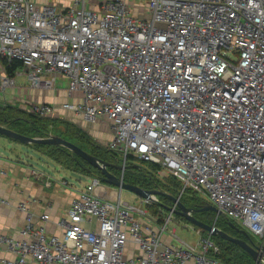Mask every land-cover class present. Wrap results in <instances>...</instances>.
<instances>
[{"label":"built area","instance_id":"2783aa9c","mask_svg":"<svg viewBox=\"0 0 264 264\" xmlns=\"http://www.w3.org/2000/svg\"><path fill=\"white\" fill-rule=\"evenodd\" d=\"M88 1L58 9L0 0V62L21 61L33 87L54 90L65 77L68 94L79 96L61 109L109 122L107 148L124 166L133 157L159 164L181 182L180 196L208 195L264 250V0H149L143 15L132 13V0H94L96 9ZM1 67L4 91L15 82ZM29 109L45 117L57 107ZM151 202L123 200L121 188L92 177L59 220L62 235L48 233L49 214L34 220L19 203L27 222L20 238L0 234V248L16 256L2 261L225 264L200 228L195 244H166L174 212L159 223ZM9 203L0 196V206Z\"/></svg>","mask_w":264,"mask_h":264},{"label":"crops","instance_id":"0c3cea01","mask_svg":"<svg viewBox=\"0 0 264 264\" xmlns=\"http://www.w3.org/2000/svg\"><path fill=\"white\" fill-rule=\"evenodd\" d=\"M36 1L39 4L50 2L58 9H65L72 3L74 4L75 0ZM95 6L97 5L94 4V0L88 1L89 8H94ZM0 66H2L1 68L4 71L5 68L2 62H0ZM13 75L15 84L7 87L4 91L0 90V103H8L20 109L28 108L35 103L53 104L57 107L53 115L58 113L60 117H67L70 114L72 121L83 124L85 128H90V132L97 140L99 139L101 129L98 126L104 123V120H99L95 123L89 122L82 116L76 115L73 111L61 109L62 103L74 101V97L79 96V94H76L71 97L68 94L67 79L65 77L56 76V88L51 90L33 87L28 76L23 72L14 73ZM18 76H23L24 78L19 81L17 80ZM111 137L112 133L108 136V140ZM31 157L37 158L41 162L51 161L47 156L29 149L23 144H16V142L9 140L7 137L0 136V196L10 200L9 204L0 206V234L20 238L19 230L26 224L27 218L25 212L19 210L17 205L27 202L31 212L35 215L34 220H37L42 213L49 214L51 218L48 222H45L48 233L62 235V229L58 226V222L66 216L71 201L77 196L78 190L81 188H78L74 183L62 184L50 172L36 167L32 163ZM163 239L166 244H178L173 234L169 232L164 233ZM133 247V244H128L126 253L128 252L131 255ZM15 257L14 252L6 244L1 246L0 264H8L2 261L3 258L13 260ZM189 264H192V262H189Z\"/></svg>","mask_w":264,"mask_h":264},{"label":"trees","instance_id":"16d2710c","mask_svg":"<svg viewBox=\"0 0 264 264\" xmlns=\"http://www.w3.org/2000/svg\"><path fill=\"white\" fill-rule=\"evenodd\" d=\"M2 64L8 74H14L16 70L22 68V62L18 60H13L9 62L3 60ZM0 124L7 126L10 129H13L19 133L28 135V136H38L46 137L50 134H55L62 136L75 144L79 145L84 150L89 153L104 159L113 164H119L120 159L119 155L116 152L111 151L107 148V145L100 143L99 140L92 138L84 128L80 127L78 124L66 120L62 117L48 118L41 117L37 114L28 112L24 109H20L17 106L7 104L4 105L0 103ZM57 125V126H55ZM66 135V136H65ZM6 137L5 135H1ZM8 138V137H7ZM9 140L23 144L19 140L8 138ZM33 151L39 152L51 160H55L56 163L63 165L65 167L71 168L74 171L86 174L91 177H101L102 171L94 166H92L88 161L79 156L77 153L71 151L70 149L53 144H23ZM27 153V151H25ZM29 154V153H28ZM27 154V155H28ZM141 161L148 163L152 167V171L146 169L141 165ZM128 167V165H127ZM118 168L109 167L113 173L117 174ZM130 176L126 179V173L124 175V180L126 182L141 186L146 189H159L170 198L169 195L176 196L175 193L169 191L174 190L178 191L181 189V182L177 180L174 176L168 175L165 179L161 180L156 177L155 172L161 170L162 167L154 162H149L137 158H132L129 161ZM170 179V181L168 180ZM168 188L170 190H167ZM194 195L198 193L192 192ZM184 195V194H183ZM171 199V198H170ZM204 206L203 202L195 201L191 207H202ZM195 214V213H194ZM160 221L163 220L162 215L160 214ZM182 218V217H180ZM228 222V227L235 230L237 233H230L233 236L245 238V236L237 231L235 228L230 226V221L234 222L231 219L224 217ZM185 219V218H183ZM235 223V222H234ZM239 226L238 224H236ZM242 228V226H239ZM198 228V227H197ZM203 235H207L203 230H201ZM250 234V233H249ZM252 237V236H251ZM213 240L220 247V252L217 254L218 258L225 264H256L253 257L239 244H236L232 241L223 239L221 236L212 235ZM253 242L256 244L255 240L252 237Z\"/></svg>","mask_w":264,"mask_h":264},{"label":"rangeland","instance_id":"374dc122","mask_svg":"<svg viewBox=\"0 0 264 264\" xmlns=\"http://www.w3.org/2000/svg\"><path fill=\"white\" fill-rule=\"evenodd\" d=\"M97 1H99V0H97ZM132 1L134 4L132 6V13L134 15H143L144 11L148 10L149 0H132ZM96 3H99V2H96ZM72 5H73V3H72ZM96 8H97V6H95L93 9H96ZM224 50H226V49H224ZM21 71L27 75V73H25L22 70V68H21ZM23 78H24L23 76H18L17 80L20 81ZM7 104L8 103H5L4 105H7ZM24 110L30 112L29 107L25 108ZM47 117L48 118H55V119L60 118L58 113L56 115L50 114ZM62 118L69 120V121L73 120L72 116L70 114H68L67 117L63 116ZM72 122H74V121H72ZM74 123H76V122H74ZM108 123L109 122L105 121L104 123H102L98 126L99 129H101L100 130L101 134H99V139L101 140L100 143H102L104 145L107 144L108 136H110V133H111L110 125ZM76 124H78L80 127L84 128V130L86 132H88V134L92 138L96 139L95 136L90 132V128H88V127L85 128L84 125L83 124L81 125L80 123H76ZM55 126H57V125H55ZM16 144H18V143H16ZM30 159L32 160V163L36 167L43 169V170H46L47 172H50L54 178L59 179V181H62V178H65L69 181V184L74 183V185L76 184V186L78 188H81V189L85 188V186L91 180V176H88V175L80 173L78 171H74L71 168L60 165V164L56 163L54 159L51 161L49 160V162H41L37 158H33V157H31ZM114 160L115 161L119 160L120 161L119 165H123L121 158L120 159L114 158ZM140 163L143 167L152 171L151 165H149L148 163L143 162V161H141ZM127 165H128V167H126L124 169H117L116 170L118 176L123 177V179H124L125 173H126V177H125L126 179L130 176L129 164H127ZM155 174H156V177L161 179V180L165 179L169 175L168 172H166L165 170L162 171V169L155 172ZM168 180L170 181L169 178H168ZM118 189H120V188H118ZM165 189L170 190L168 188H165ZM180 191L181 190H178V191L171 190L169 192H171V193L176 192L175 197L179 198V200L181 202H183L185 205H187L189 207H191V205L195 201L203 202L204 204L212 203V201L208 195H205V194L194 195L191 191H186L184 195L180 196L181 195ZM156 197H157V201L151 202L146 207L152 213H155L157 215H159V214L169 215L171 210L166 208V206H168V207L174 206L176 203L172 199L167 197L163 192H158ZM122 198H123V200L129 201L131 203H135L136 201L140 200L139 196H137L134 192H132L128 189H125V188H123V190H122ZM194 213H195L194 215L198 219L205 221L208 224H213V225L217 226L218 228H220V229H222L228 233H237V232H235V230L228 227L229 224L226 221V219L224 218L225 216L218 214L214 210H198ZM180 217H182V216H180L177 213H173L172 219L168 224V230L166 232L173 234L176 241H179V238H180V239H183L189 243L195 244L200 238V235L197 234L198 233L197 227H195L194 224H191L186 219H183L184 217H182V218H180ZM233 221L235 222V224L242 226L240 222H238L236 220H233ZM203 231L207 235L209 234L206 230H203ZM250 235L253 237L254 240H256V238L254 237L253 234H250ZM127 255H129L128 252H127Z\"/></svg>","mask_w":264,"mask_h":264},{"label":"water","instance_id":"95a60500","mask_svg":"<svg viewBox=\"0 0 264 264\" xmlns=\"http://www.w3.org/2000/svg\"><path fill=\"white\" fill-rule=\"evenodd\" d=\"M0 134L5 135L8 138L16 139L22 142L23 144H53V145H61L64 146L71 151L77 153L79 156L84 158L86 161H88L92 166L100 169L102 171V176L100 177L102 181L116 186L118 188L128 189L132 192H134L137 196L142 198H149L152 201H157V193L163 192L159 189H146L141 186L126 182L123 177L116 175L111 170H109V167H116L118 169H124L127 166L119 165V164H113L110 163L104 159H101L88 151L81 148L79 145L75 144L74 142L59 136L55 134H50L46 137H38V136H28L22 133H19L13 129L8 128L5 125L0 124ZM170 196V198L176 203L174 206H166L169 210L173 211L174 213L179 214L180 216L184 217L187 221H189L191 224H194L195 227L200 228L201 230H206L211 235H219L223 239L232 241L236 244H239L241 247H243L255 260L256 264H264V250L259 248L253 240L249 232L237 226L234 222L230 221V225L235 228L237 231L241 232L245 238L233 236L230 233L218 228L217 226L213 224H208L205 221H202L198 219L194 212L198 210H214L218 214H220V210L217 206H215L212 203H206L202 207H189L185 205L183 202L179 200V198L167 194ZM176 206V207H175Z\"/></svg>","mask_w":264,"mask_h":264}]
</instances>
